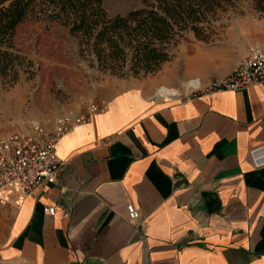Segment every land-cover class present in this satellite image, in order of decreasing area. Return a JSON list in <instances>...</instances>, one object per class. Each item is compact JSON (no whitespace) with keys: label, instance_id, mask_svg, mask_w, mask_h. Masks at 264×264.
Wrapping results in <instances>:
<instances>
[{"label":"crops","instance_id":"obj_1","mask_svg":"<svg viewBox=\"0 0 264 264\" xmlns=\"http://www.w3.org/2000/svg\"><path fill=\"white\" fill-rule=\"evenodd\" d=\"M248 32L241 53L196 61L189 95L155 76L102 82L109 108L60 139L58 183L0 194L13 216L0 264H264V167L250 158L264 144V83L195 92L264 46V20Z\"/></svg>","mask_w":264,"mask_h":264},{"label":"rangeland","instance_id":"obj_2","mask_svg":"<svg viewBox=\"0 0 264 264\" xmlns=\"http://www.w3.org/2000/svg\"><path fill=\"white\" fill-rule=\"evenodd\" d=\"M238 3L199 24L209 35L206 41L197 39L193 32L186 33L185 39L172 46L170 61L158 72L140 77L126 78L121 76L123 73L100 67L95 56L85 51L80 36L69 27L41 19L22 22L11 40L0 39V133H33L38 126L51 133L62 115L77 113L93 101H101L96 98L98 86L110 78L155 76L165 82L168 78L175 85H165L169 94L189 95L197 89L188 74L196 61L199 64L213 53L224 58L241 53L250 25L264 20V14L254 8L251 0ZM143 6L142 0L104 2L109 17L127 15ZM226 64L218 60L219 66ZM12 220L11 212L7 214L0 208V240Z\"/></svg>","mask_w":264,"mask_h":264},{"label":"trees","instance_id":"obj_3","mask_svg":"<svg viewBox=\"0 0 264 264\" xmlns=\"http://www.w3.org/2000/svg\"><path fill=\"white\" fill-rule=\"evenodd\" d=\"M105 1L0 0V39L11 40L28 19L57 22L80 36L85 51L103 69L140 77L158 72L170 61L172 46L186 33L206 41L209 35L199 24L242 0H142V8L116 17H109ZM251 2L264 14V0Z\"/></svg>","mask_w":264,"mask_h":264},{"label":"built area","instance_id":"obj_4","mask_svg":"<svg viewBox=\"0 0 264 264\" xmlns=\"http://www.w3.org/2000/svg\"><path fill=\"white\" fill-rule=\"evenodd\" d=\"M264 83V46H253L229 75L213 80L195 92L242 91ZM105 100L88 104L78 115L61 116L51 133L40 126L33 133L12 130L0 133V194L14 191L28 197L38 188L54 185L61 179L66 165L58 155L60 139L74 127L88 124L95 115L107 111ZM254 167H264V144L250 150ZM129 220L136 222L140 213L128 207ZM50 214L55 208L47 209Z\"/></svg>","mask_w":264,"mask_h":264},{"label":"bare ground","instance_id":"obj_5","mask_svg":"<svg viewBox=\"0 0 264 264\" xmlns=\"http://www.w3.org/2000/svg\"><path fill=\"white\" fill-rule=\"evenodd\" d=\"M168 96H173L172 94H169Z\"/></svg>","mask_w":264,"mask_h":264}]
</instances>
